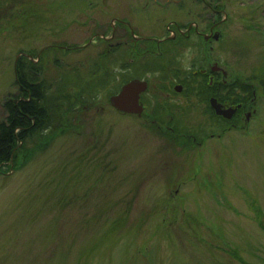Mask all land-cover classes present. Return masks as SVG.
Listing matches in <instances>:
<instances>
[{"label": "rangeland", "instance_id": "rangeland-1", "mask_svg": "<svg viewBox=\"0 0 264 264\" xmlns=\"http://www.w3.org/2000/svg\"><path fill=\"white\" fill-rule=\"evenodd\" d=\"M210 21L212 58L228 87L249 84L250 114L181 152L148 118L172 78L204 88L188 81L193 44L164 63L131 57L130 31L157 52L168 31ZM21 58L39 63L51 109L72 106L46 130L64 133L0 170V264H264V0H0V120ZM133 76L147 82L142 117L109 103ZM197 104L179 127L210 129Z\"/></svg>", "mask_w": 264, "mask_h": 264}, {"label": "flooded vegetation", "instance_id": "flooded-vegetation-1", "mask_svg": "<svg viewBox=\"0 0 264 264\" xmlns=\"http://www.w3.org/2000/svg\"><path fill=\"white\" fill-rule=\"evenodd\" d=\"M207 21V20H206ZM205 21V22H206ZM193 24V25H192ZM204 25V26H203ZM199 30L198 24L191 23L190 26H186V28L179 29L178 27L175 28V31H168L165 36H163L161 39H155V46L157 52H152V49L147 52L148 49H145L143 51L138 50L139 45H145L146 48L150 44H152L149 41H142L141 36H135L133 31H130L131 36H129L132 39V42L130 43V55L131 57L136 56V58H143L144 54H147V56H150L154 59L160 60L162 63L166 62L167 59L172 57L173 48L180 47L181 43L183 42V45L186 46V44H193V47L191 49L193 57L195 62H192L191 67L194 68L191 71V78L188 80L189 82L196 78L200 80V83L204 85L203 89H197V83L193 82L191 86L194 85V87L186 88V85L182 82H177V78H172L171 81H173V84L170 82L169 89L160 88L157 92H159V99L157 102L159 103V106L154 107V105L151 106V112L149 116V122L151 125H156L157 129L161 132V134L166 133L167 131L171 134H173L174 127L179 125V121L182 120L181 116L187 117L190 112L196 111L198 107V103H202L208 101V104H201V112L203 116H206L209 120L211 127L208 129L207 136H219V134H223L231 127H234L235 125L244 122L248 120L250 112L248 111L250 106V101L245 102H236L232 103L228 99V74L221 66H218V62L214 60L212 52L215 48L213 47V43H217L220 41L223 36L221 31L218 29L217 22L210 21L208 23H204ZM113 26V25H112ZM112 31L109 35V38L112 39L114 36V30L113 27H111ZM129 32V31H128ZM173 32V34H172ZM175 32V33H174ZM182 38V39H181ZM106 38H104L105 40ZM116 41V38H115ZM57 46V48H61V50L66 51L70 48H65L64 46L54 45ZM132 61V60H131ZM38 62V61H36ZM38 63H36L35 68L34 67H27L26 70L28 73H30L32 76L33 81L31 82V85L39 84V82L35 81V78L39 75L37 71H39ZM166 65L163 64L162 68L164 69ZM135 76L130 78V80L134 79ZM145 81L146 79H142ZM176 82V83H175ZM22 87L19 83L17 85V99L14 100L15 104L23 100V94L21 91ZM200 91H204V98H201L198 96L199 93H202ZM148 93V89L143 91L140 94L139 101L144 106L146 101V96ZM156 95L152 94L150 96L151 100L155 98ZM181 100H178V99ZM204 99V100H203ZM215 100L216 104L219 106L220 111L223 112V114L228 110H233L231 113V116L228 118L224 115L217 114L212 106L210 105L211 100ZM177 100V104H173V102ZM251 100V99H250ZM147 102V101H146ZM146 106V105H145ZM144 106V107H145ZM155 109V110H154ZM179 110V114L176 113L174 110ZM144 112H141L138 116L142 117ZM167 115V116H166ZM165 116L167 119L165 120ZM215 130V131H214ZM196 133H198V130H194ZM205 133V132H204ZM209 134V135H208ZM182 137H190L191 142L193 145L201 144L205 137H202L199 139V141L196 140L195 135L192 133L189 134H180ZM174 139V135L172 136ZM206 139V138H205Z\"/></svg>", "mask_w": 264, "mask_h": 264}, {"label": "trees", "instance_id": "trees-1", "mask_svg": "<svg viewBox=\"0 0 264 264\" xmlns=\"http://www.w3.org/2000/svg\"><path fill=\"white\" fill-rule=\"evenodd\" d=\"M24 62L30 65V61L25 58H21L14 65V84L16 88L19 83L21 84V91L24 98L17 104L14 101L7 102L4 107L5 117L0 120V170L5 166L8 169L11 166L17 167L23 162H28L32 154H34V149L29 150V144L31 147L35 146V152L37 150L43 151L59 134L64 133V130L62 128L60 130L57 126L54 130L49 129L48 132L46 130H48L49 125L57 118V115L62 110L67 108L70 110L72 106V102L70 101L68 103L69 107L67 106V108H64V106L57 111L53 110V108L51 109L49 105L50 101H46V97H44L45 88L47 89L45 79L39 84L31 85L33 75L27 73L26 68L29 66L24 64ZM261 77V89L264 95V74ZM238 87L240 91L236 90ZM249 92L250 86L248 83L240 82L238 85L233 83L228 87V99L232 103L246 101ZM197 130L198 133L194 130L190 131L186 126L179 127L177 125L174 127L173 134L167 131L162 135L166 140L173 141L171 144L177 145L181 149L180 151L184 152L192 148L193 144L190 137L187 139L180 134L192 133L195 135L197 141L207 135L206 130L201 126H198ZM70 131H73V129H70ZM173 135L175 139L172 137ZM21 156L24 158L23 161H20ZM261 228L264 229V227Z\"/></svg>", "mask_w": 264, "mask_h": 264}, {"label": "water", "instance_id": "water-1", "mask_svg": "<svg viewBox=\"0 0 264 264\" xmlns=\"http://www.w3.org/2000/svg\"><path fill=\"white\" fill-rule=\"evenodd\" d=\"M147 88V82L138 79H132L123 84L117 93L109 97V103L117 111L127 114H140L143 111L142 104L139 101L140 94ZM210 105L217 114L230 117L233 110H228L224 114L220 111L215 100H211Z\"/></svg>", "mask_w": 264, "mask_h": 264}]
</instances>
